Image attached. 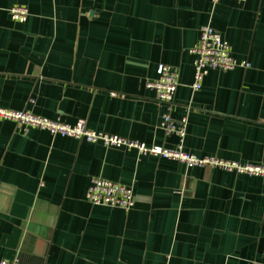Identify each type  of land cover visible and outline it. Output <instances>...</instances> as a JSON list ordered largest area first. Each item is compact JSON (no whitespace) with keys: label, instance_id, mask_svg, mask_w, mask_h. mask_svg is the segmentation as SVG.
<instances>
[{"label":"crops","instance_id":"obj_1","mask_svg":"<svg viewBox=\"0 0 264 264\" xmlns=\"http://www.w3.org/2000/svg\"><path fill=\"white\" fill-rule=\"evenodd\" d=\"M28 9L24 22L9 8ZM210 25L248 67L193 91L191 47ZM177 69L170 115L183 149L264 164V0H0V107L174 147L145 87ZM91 177L132 187L133 207L85 200ZM264 176L185 167L0 117V260L20 264H262Z\"/></svg>","mask_w":264,"mask_h":264},{"label":"built area","instance_id":"obj_2","mask_svg":"<svg viewBox=\"0 0 264 264\" xmlns=\"http://www.w3.org/2000/svg\"><path fill=\"white\" fill-rule=\"evenodd\" d=\"M216 3L218 0H211ZM243 2L245 0H236ZM9 14L13 20L24 22L28 15V9L23 5H15L9 8ZM193 54V82L191 88L197 91L201 88L203 78L210 70H231L235 67H248L246 60L236 59L230 52L228 41L210 25L204 26L196 43L190 49ZM176 67L160 63L156 67V76L145 81V87L154 91L155 98L164 105L158 127L165 134H174L178 137L177 144L167 148L158 144L130 139L118 134L97 131L86 127L83 118L73 124H67L60 119H49L37 115L29 110H13L0 107V117L8 118L17 123L23 132L30 128H41L51 135L69 136L89 143H100L105 147L134 149L137 155L150 154L163 159H172L182 163L185 167L212 166L226 170H233L248 175L264 176V164H244L216 157H199L183 149V140L186 133L187 117L183 116L173 120L170 109L173 97L178 85ZM85 200L93 205L117 207L123 211H129L135 202L132 187L119 181H111L101 177H91L85 192ZM261 263L264 264V250L261 255ZM0 264H20L16 258L1 259Z\"/></svg>","mask_w":264,"mask_h":264}]
</instances>
